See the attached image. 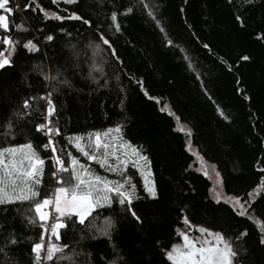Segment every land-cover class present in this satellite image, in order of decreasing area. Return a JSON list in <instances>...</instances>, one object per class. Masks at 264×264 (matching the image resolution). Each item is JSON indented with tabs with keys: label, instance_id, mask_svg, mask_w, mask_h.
Wrapping results in <instances>:
<instances>
[{
	"label": "trees",
	"instance_id": "16d2710c",
	"mask_svg": "<svg viewBox=\"0 0 264 264\" xmlns=\"http://www.w3.org/2000/svg\"><path fill=\"white\" fill-rule=\"evenodd\" d=\"M8 7L14 11L9 31L0 30V50L7 55L5 35L19 44L11 58L14 67L0 69V150L32 142L45 160L39 199L58 186L51 148L41 147L48 138L35 132L44 122L46 101H30L28 115L22 105L52 91L45 76L58 72V79L71 83L56 84L52 97L57 110L52 126L60 130L54 146L65 166L71 158L85 162L68 137L119 128L121 138L148 158L158 193L155 200L146 198L130 168L141 197L133 209L143 223L122 216L118 202L97 208L85 225L68 221L61 240L52 238L68 247L45 264H108L116 257L113 246L131 264H170L164 253L179 241L178 231L189 229L185 215L192 229L204 227L233 241L246 232L239 241L247 250L245 264H264V246L258 243L264 227V0L251 5L243 0H10ZM114 11L120 32L106 19ZM72 13L90 26L55 19ZM29 40L38 51L22 47ZM190 147L215 167L224 194L245 203L246 215L210 197V181L196 170ZM62 176L71 177V171ZM30 207L27 202L0 205V247L10 234L19 241L0 253V264H32L31 246L40 242L43 230L26 223L25 216L34 218ZM108 218L115 224L111 240L99 231Z\"/></svg>",
	"mask_w": 264,
	"mask_h": 264
},
{
	"label": "snow or ice",
	"instance_id": "6c2138e0",
	"mask_svg": "<svg viewBox=\"0 0 264 264\" xmlns=\"http://www.w3.org/2000/svg\"><path fill=\"white\" fill-rule=\"evenodd\" d=\"M79 0H63L64 4L78 3ZM244 3L251 5L253 0H243ZM10 0H0V12L7 13L8 15L0 14V30L4 32L9 31L8 16L13 13V9L8 7ZM56 3V0H53ZM143 3V0H141ZM25 9L27 10V7ZM147 7V5H144ZM39 7V5H37ZM43 11V9H41ZM129 12L133 11L131 7L128 9ZM183 11V9H181ZM149 16H153V12L148 13ZM154 18V16H153ZM56 20H76L83 21L85 25L90 26V21L83 19L77 13H72L67 17H62L60 15H55ZM106 19L111 21L110 27H113L116 32L121 31V25L117 22L118 16L114 11ZM236 20L243 25L242 17L237 15ZM159 26V25H158ZM161 31L164 29L161 27ZM52 36H48L47 40L51 41ZM104 45L111 47L110 42L103 35L99 37ZM171 44V41L168 42ZM2 44L7 49V55L5 56L4 51L0 50V69L6 67H14L13 60L11 59L14 55L18 40H13L9 35H5L2 39ZM22 47L29 51H38L36 45L31 41L23 43ZM208 47V45H204ZM115 55V53H113ZM243 60L250 59L247 56L242 57ZM60 73L57 76L48 77L45 79L50 81V86L52 91L48 92L46 95L40 97H29L23 101L24 115H28L32 106L30 101L32 100H43L46 101V108L42 115L43 123H39L35 127L36 133H42L48 137V142L41 147L47 152L51 148L52 155L50 159L54 162L56 171L52 173L53 178L57 185H61L55 188L54 200L50 197H45L40 200V191L38 186L42 184L43 177V166L45 160L36 151L32 142H28L23 145L8 147L0 150V168L3 169L2 174H0V205L5 204H23L27 202L31 205L29 211L34 213V218L25 216V221L28 225L38 226L43 230L39 236V241L33 243L31 246V257L32 264H45L47 261H53L57 253H63L64 249L68 245H60L52 242L54 237L56 241L61 240V229H65L68 221H73V223H79L80 225H85L86 219L91 215V213L100 207H112L113 203L118 202L122 207V216H130L137 222L142 224L143 221L137 215L133 209V204L135 200L141 197L137 194V186L132 183L131 177L126 175L125 167L126 161L121 160L120 156L114 151H110L113 145L109 143H102L101 135L99 133L95 134L94 137L89 136L90 143L84 145L82 143L83 137H68V143L72 144L78 152H80L89 161H96L100 164L101 168H106V170L113 173H119L122 177L120 180H107L102 179L100 176L89 177L88 170L83 164H80L79 160L71 158V153L68 156L71 158V170L65 166L63 158L58 154L57 148L54 146V136L60 135L59 128L52 126L51 117L56 114V107L53 102V93L56 91L55 85L59 84L62 86L71 87V83L68 79H58ZM249 97H245L248 99ZM17 119L20 118V113H14ZM223 115V113H221ZM227 118V117H225ZM13 127L11 121H9V129ZM113 130H108L105 136H108ZM114 131L119 132L120 129L116 128ZM117 147H123V145H118ZM93 149L90 151L89 149ZM103 148V153L100 154V149ZM133 152L139 157L140 160L146 161L148 158L143 156L136 150ZM5 155L9 157L8 162H5ZM115 157L118 162L113 165L109 162V157ZM77 165L79 167L77 168ZM123 166V167H122ZM71 171V178L76 181L75 184H71L69 181H65L60 177V173H66ZM148 174L151 175L149 169ZM143 176L144 173H141ZM144 192L146 193V198L157 199L158 193L155 183H151L145 177ZM259 194V193H257ZM252 197V193L248 194ZM219 202V200H217ZM236 203H240L239 198H236ZM246 203H251V200L246 201ZM50 205L54 206V212L58 215L55 217H50L49 211L46 209ZM244 209L238 213V215L244 216L248 213V210ZM186 211L185 209L181 210ZM235 211V209H234ZM63 218V220L61 219ZM75 218H78L76 220ZM183 223L188 226L189 229L194 228L191 225L188 217L185 215L183 218ZM47 225V228L45 227ZM2 231V228H0ZM100 235L112 239V233L115 231V224L108 218L104 228L100 229ZM195 231L198 232L199 236H190L187 232L180 233L181 243L173 244L170 250H167L164 254L166 260L170 264H245L243 259L246 254V249L242 243H239L242 237H246L247 233L242 232L236 237L235 241L226 239L221 232H212L204 227H195ZM45 232L50 233L48 236V242L45 246ZM203 237H212V241L208 239H202ZM95 238V237H93ZM258 243L264 246V227L261 229V235L258 239ZM19 241L13 236L9 235L4 239V246L0 247V253H5L10 246H16ZM46 247V251H45ZM113 252L116 253L115 259L108 262V264H131V261L127 257L120 255L115 246H113ZM61 259L64 257L61 256Z\"/></svg>",
	"mask_w": 264,
	"mask_h": 264
},
{
	"label": "rangeland",
	"instance_id": "374dc122",
	"mask_svg": "<svg viewBox=\"0 0 264 264\" xmlns=\"http://www.w3.org/2000/svg\"><path fill=\"white\" fill-rule=\"evenodd\" d=\"M179 128H180V130L184 131V128H182L181 126ZM114 130L115 129H113V131L108 136L104 135L105 133L108 132V130L102 131V132H97L101 135L102 143H109V144L113 145V147L110 149V151L116 152V154L120 156L121 160H124L127 162L126 167H125V171H126L127 176H130L129 171L131 169H133L137 173V175L140 177L143 188H144V183H145V177L148 179L150 184L153 183L152 175L148 174V171L150 169L148 161L146 162V161L140 160L139 157L133 152V150H136V152H139L140 154H142L141 151L139 149L131 146L125 140H123L121 138L120 131L116 132ZM97 133H91V136L94 137L95 134H97ZM89 136H90V134L80 136V137H83L82 143L84 145H88L90 143ZM73 137H76V136H73ZM118 145H123V147H117ZM73 148L76 150L75 147H73ZM89 150L92 151L93 149L90 148ZM189 150L194 157V162H195L194 164H195L196 170L199 171L200 173H202L204 176H206L210 181V184H211V187L209 190L210 197L215 201L221 200V201L228 203L238 213L240 211L244 210L241 208V205H244V208H246V205L242 200L239 199L240 203L238 204V203H236V198L229 197V196H226L224 194V191L222 189L221 179H220V176L217 173L215 167L207 164L201 158V156L191 147L189 148ZM103 151H104L103 148H101L100 154H102ZM78 153H79L80 157L85 160V162H80V164H83L89 173V177H85L86 179L90 178V177H94V176H100L102 179H107V180H120V179H122V177L119 173H113L111 171L106 170V168H101L100 164L97 163L96 161H89L80 152H78ZM4 159H5V162H8L9 157H7V155H5ZM109 162L112 163L113 165H116L118 163L116 161L115 157H112V156L109 157ZM90 166L97 167L98 170L103 172V175L97 174L96 172H92L89 168ZM78 167H79V165H77V168ZM71 168H72V165L70 163L69 169L71 170ZM2 172H3V169L0 168V174H2ZM141 173H144V175L142 176ZM61 178H63L65 181H69L71 184L76 183V181L74 179H72L71 177H67L65 179V177L62 176ZM58 186H61V185H58ZM54 192H55V189H54L52 195L50 196V198H52L53 200H54ZM46 211H49V208L46 209ZM49 213H50V211H49ZM61 219H63V218H61ZM184 232H187L190 236H199L200 235L198 232L195 231V229L180 230V231H178L179 241H177L175 244L182 242L181 238H180V233H184ZM205 238L208 239L209 241H212V239H213L212 237H203L202 239H205Z\"/></svg>",
	"mask_w": 264,
	"mask_h": 264
},
{
	"label": "built area",
	"instance_id": "2783aa9c",
	"mask_svg": "<svg viewBox=\"0 0 264 264\" xmlns=\"http://www.w3.org/2000/svg\"><path fill=\"white\" fill-rule=\"evenodd\" d=\"M48 138V137H47ZM49 211H50V217H55L57 214L54 212V206L50 205L49 206ZM45 227L47 228V225H45Z\"/></svg>",
	"mask_w": 264,
	"mask_h": 264
}]
</instances>
